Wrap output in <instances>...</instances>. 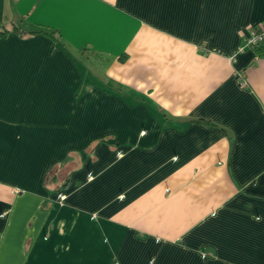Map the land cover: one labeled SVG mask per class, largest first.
<instances>
[{"label": "crops", "instance_id": "0c3cea01", "mask_svg": "<svg viewBox=\"0 0 264 264\" xmlns=\"http://www.w3.org/2000/svg\"><path fill=\"white\" fill-rule=\"evenodd\" d=\"M263 24L264 0H0V264H264Z\"/></svg>", "mask_w": 264, "mask_h": 264}, {"label": "built area", "instance_id": "2783aa9c", "mask_svg": "<svg viewBox=\"0 0 264 264\" xmlns=\"http://www.w3.org/2000/svg\"><path fill=\"white\" fill-rule=\"evenodd\" d=\"M262 45H264V24L252 26L248 29L244 45L241 47L240 51H243L244 49L256 50ZM60 198L61 200L64 199L62 196Z\"/></svg>", "mask_w": 264, "mask_h": 264}, {"label": "trees", "instance_id": "16d2710c", "mask_svg": "<svg viewBox=\"0 0 264 264\" xmlns=\"http://www.w3.org/2000/svg\"><path fill=\"white\" fill-rule=\"evenodd\" d=\"M17 28H7L5 26L0 28V39L7 36L11 32H17ZM259 56H264V45H262L260 48L257 49Z\"/></svg>", "mask_w": 264, "mask_h": 264}]
</instances>
